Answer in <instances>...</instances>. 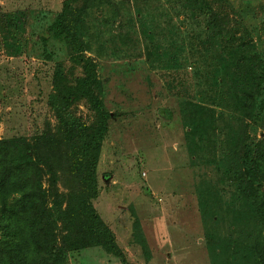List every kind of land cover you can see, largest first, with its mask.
<instances>
[{"label":"rangeland","instance_id":"1","mask_svg":"<svg viewBox=\"0 0 264 264\" xmlns=\"http://www.w3.org/2000/svg\"><path fill=\"white\" fill-rule=\"evenodd\" d=\"M65 1L0 0V139L56 132L57 75L71 80L82 75L63 42L42 41ZM101 1L107 2L70 5L84 10L73 26L91 47L86 55L95 63L101 98L112 114L93 206L129 264H211L208 233L233 229L228 216L218 217L230 189L222 156L237 143L232 135L247 87H238L230 104L213 85L220 67L208 52L214 35L209 12L223 1L236 36L251 40L264 62V0H216L195 9L188 0ZM214 43L218 60L221 41ZM223 55L229 60L230 50ZM66 114L70 121H93L82 102ZM198 117L203 118L195 122ZM259 120L246 119L253 142L264 136ZM199 191L214 200L207 222ZM121 263L99 246L66 258V264Z\"/></svg>","mask_w":264,"mask_h":264},{"label":"trees","instance_id":"2","mask_svg":"<svg viewBox=\"0 0 264 264\" xmlns=\"http://www.w3.org/2000/svg\"><path fill=\"white\" fill-rule=\"evenodd\" d=\"M73 1L63 3L47 29L48 37L42 38L43 42H63L74 64L82 69L75 80L58 74L54 82L56 132L33 139H0V264H66L68 253L96 246L119 258L121 264H129L93 206L99 195L96 176L112 114L102 101L95 63L86 55L91 47L73 26L72 21L84 11L72 9ZM188 1L195 9L216 0ZM83 2L85 7L90 2L102 7L107 1ZM232 21L223 1L209 12L214 35L208 52L220 67L213 85L230 104L238 87L247 90L243 91L238 130L232 135L237 143L222 156L223 181H228L231 190L224 200L226 209L217 215L221 220L228 216L233 229L217 236L208 233L207 242L211 264H264V136L257 142L250 140L246 123L248 118L264 121V62L251 40L236 36ZM214 39L221 41L218 60L213 56L217 55ZM224 49L230 50L227 61ZM200 97L201 103H207L206 94ZM81 102L93 114L90 124L70 121L66 114ZM253 109L257 111L254 116ZM198 193L202 218L207 222L213 219L209 209L214 200L205 191ZM237 217L240 221L235 224Z\"/></svg>","mask_w":264,"mask_h":264}]
</instances>
